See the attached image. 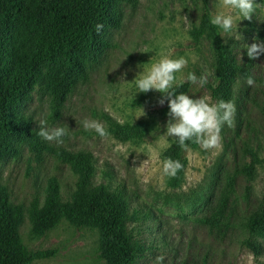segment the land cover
I'll list each match as a JSON object with an SVG mask.
<instances>
[{"label": "rangeland", "instance_id": "374dc122", "mask_svg": "<svg viewBox=\"0 0 264 264\" xmlns=\"http://www.w3.org/2000/svg\"><path fill=\"white\" fill-rule=\"evenodd\" d=\"M205 1L211 18L214 0ZM219 10L237 16L235 10ZM202 13L203 0L121 4L119 24L106 36L109 47L89 69L87 81L79 83L58 109L48 91L37 86L22 111L34 132L39 131V119H46L48 127H65L68 134L62 144L39 139L55 151L89 153L94 169L91 184L123 194L129 215L135 214L125 223L126 237L139 240L145 248L135 264H264V237L245 226L251 215L264 209V55L250 60L245 47L264 42V8L257 9L251 20L236 18L230 33L216 27L235 66L229 83L234 127H222V143L216 149L205 151L191 141V154L180 152L183 168L175 177L162 170V162L177 143L164 135L169 118L165 104L158 103L162 94L138 93L132 83L143 68L161 58L183 57L187 65L175 73L173 86L187 82L190 72L197 77L207 73L208 83L214 84L213 48L205 35L196 34ZM29 53V43L10 40L9 57ZM246 76L253 77V86L247 85ZM187 95L218 103L206 84H191ZM85 119L99 121L107 135L85 131ZM51 178L66 200L77 176L54 153L44 151L37 162L25 145L17 158L0 161V187L6 188L9 202L23 210L18 228L22 245L33 252L55 251L31 264H106L95 230L63 220L42 235L33 232L27 210L34 200L43 201ZM225 194V219L211 226ZM245 240L260 246L259 255L244 246Z\"/></svg>", "mask_w": 264, "mask_h": 264}, {"label": "trees", "instance_id": "16d2710c", "mask_svg": "<svg viewBox=\"0 0 264 264\" xmlns=\"http://www.w3.org/2000/svg\"><path fill=\"white\" fill-rule=\"evenodd\" d=\"M136 2L0 0V161L17 158L22 146L27 145L37 162L42 160V153L48 151L67 163L77 176L75 189L63 200L59 183L55 178L49 179L43 201L34 200L27 210L32 230L42 235L63 220L73 226L95 230L106 264H135L143 258L144 245L139 240L130 241L125 233V223L135 219V214L129 215L120 191L110 192L103 185L91 184L94 169L89 153L49 148L32 131L30 120L22 111L37 86L48 91L55 108L61 107L73 89L87 81L89 69L109 47L106 36L119 24L121 4L134 5ZM97 24L103 25L99 34ZM196 34L210 40L216 58L215 82L206 84L211 97L217 102H227L235 66L216 26L210 23L205 0ZM12 38L29 43V55L9 57ZM190 87V82H184L173 86L172 90L187 95ZM164 104L165 110L169 111L168 102ZM181 150L177 141L167 158L181 162ZM226 204L225 194L210 220L211 226L215 227L225 219ZM22 219V207L12 205L6 188L0 187V264H31L55 254L54 250L29 251L22 245L18 234ZM245 226L251 233L264 237V209L251 215ZM243 244L254 256L259 255L258 244L251 240H245Z\"/></svg>", "mask_w": 264, "mask_h": 264}, {"label": "clouds", "instance_id": "9594fccd", "mask_svg": "<svg viewBox=\"0 0 264 264\" xmlns=\"http://www.w3.org/2000/svg\"><path fill=\"white\" fill-rule=\"evenodd\" d=\"M213 7L216 11L211 14L210 23L227 34L233 30L236 18L242 17L243 20H251L253 13L257 9L264 8V4L257 3V0H214ZM221 8L235 10L237 16L225 14L219 10ZM102 29V24L96 25L97 34ZM225 43L227 42L225 41ZM245 47L250 60H256L264 55V42L257 41L251 45L247 44ZM186 65L187 60L183 57L179 59L163 57L157 63L152 64L150 68L140 66L143 71L137 74L132 83L135 84L138 93H148L155 90L162 94L158 103L162 106L167 101L169 108L167 113L169 119L164 135L176 139L180 148L190 155L192 149L186 143L187 141L194 140L205 151L221 146L222 127L225 124L229 128L234 127L235 105L231 101L226 102L224 100L210 104L207 97L193 99L184 93L176 94L172 90L176 81L175 73L180 72ZM186 80L193 85L199 84L200 86L208 83L207 73L197 77L190 72ZM245 81L248 86L255 84L251 76H246ZM183 82L181 80V83ZM37 124L39 131L36 134L48 142L62 144L64 142L63 137L68 134L65 127H48L46 119H39ZM83 127L85 131L94 130L101 137L107 135L103 124L99 121L85 119ZM162 166L163 174L168 177H175L178 171L183 168L179 160L171 158L165 159ZM261 259L264 260V257Z\"/></svg>", "mask_w": 264, "mask_h": 264}]
</instances>
